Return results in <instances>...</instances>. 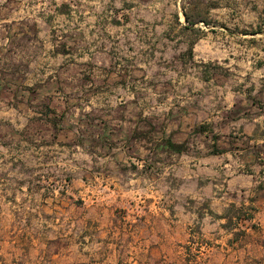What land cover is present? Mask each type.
<instances>
[{"label":"rangeland","instance_id":"374dc122","mask_svg":"<svg viewBox=\"0 0 264 264\" xmlns=\"http://www.w3.org/2000/svg\"><path fill=\"white\" fill-rule=\"evenodd\" d=\"M25 2L45 7L41 36L0 0V264H264L254 184L209 159L214 135L205 162L201 135L175 153L152 99L158 80L264 84V0ZM100 16L110 52L72 46Z\"/></svg>","mask_w":264,"mask_h":264},{"label":"crops","instance_id":"0c3cea01","mask_svg":"<svg viewBox=\"0 0 264 264\" xmlns=\"http://www.w3.org/2000/svg\"><path fill=\"white\" fill-rule=\"evenodd\" d=\"M25 1L22 0V9H14V12H21L22 15L18 18L23 21L37 23L38 34L41 36V27L44 29V25L46 24V16L44 11L43 13L41 11L45 7H41V2H38V8H36L35 6H29L30 3H26ZM178 20L180 19L178 18ZM79 24L75 29L78 37L74 38L75 41L72 46H77L79 50L88 53L110 52V46L104 43L105 38L102 33L106 31V38L110 39L108 21H105L100 16L93 19L90 18L88 21H83ZM120 36L121 33L117 38H120ZM167 38H169V35ZM201 41L202 39L199 40V42ZM196 47L192 46L191 49L196 51ZM66 48L65 52H70L69 48H71V45H66ZM166 48L169 49L170 46ZM53 52L56 51L53 50ZM46 79L47 76L42 79L41 77H37L35 81L44 82ZM156 82L152 83V87L156 86L155 90H153L152 99L155 102L160 101V106L164 100L166 101V107L161 111L162 113L159 118L161 121L159 122L165 120L164 132L167 135V142L170 140L173 143L184 144L182 156L193 159L194 157L192 158L187 153V150L191 151L190 144L192 142L196 143L194 139L196 136L198 138V135H201L198 148L202 153L200 154L199 152L193 160L198 159L200 162H205L207 159L204 152L206 150L205 143L207 139L211 140L210 135L216 136L212 141V145L217 147L216 153L214 156H210L212 158L209 159L223 160V164L220 165L221 168L229 166L227 170H232L230 174L237 176L230 179V181L239 183L240 180H246L248 187L254 184L253 192L258 199L256 202L260 208L263 207L264 84H250L240 81L237 85H229L225 81L224 83L215 85L217 90L215 91L214 89L212 92L206 88L207 84L208 86L213 85L210 83L211 80H199L200 85L197 88H191L190 85L178 81L177 86L173 84L171 86L170 84L166 89V93H162L158 89L161 81L158 80ZM117 84L125 87V90H128L134 84L133 88H131V95L128 97L135 102L140 100L139 95H137V81L135 79L128 81L127 78L122 79L120 77ZM210 89L213 90L211 87ZM164 97L166 98L164 99ZM132 117H129L127 120V116H125L126 119L123 121L124 126H127V123H133V126L136 125V116ZM169 147L175 150V153L180 152V150L173 149L170 145ZM128 158L131 160L135 159L132 156Z\"/></svg>","mask_w":264,"mask_h":264},{"label":"trees","instance_id":"16d2710c","mask_svg":"<svg viewBox=\"0 0 264 264\" xmlns=\"http://www.w3.org/2000/svg\"><path fill=\"white\" fill-rule=\"evenodd\" d=\"M185 15H186V19L188 20V22L190 23V24H192V25H194L196 22L195 21H191L190 19H189V16H188V14H186L185 13ZM177 18H178V16H177ZM187 28H191V27H189V26H187ZM53 108L52 107H50V106H47V110H49V111H51ZM168 143H169V145L173 148V149H177V150H181L182 149V144H177V143H173L172 141H168ZM235 205H232V207H234ZM253 216H250V218H252ZM231 220H232V218H231Z\"/></svg>","mask_w":264,"mask_h":264}]
</instances>
